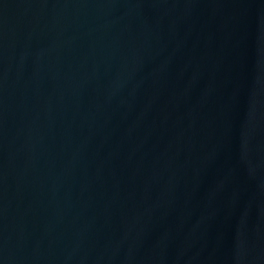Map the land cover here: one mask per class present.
<instances>
[{
  "label": "water",
  "instance_id": "1",
  "mask_svg": "<svg viewBox=\"0 0 264 264\" xmlns=\"http://www.w3.org/2000/svg\"><path fill=\"white\" fill-rule=\"evenodd\" d=\"M0 264H264V0H0Z\"/></svg>",
  "mask_w": 264,
  "mask_h": 264
}]
</instances>
